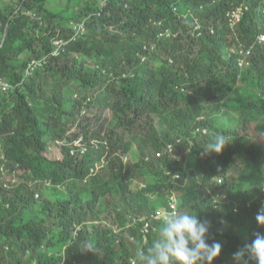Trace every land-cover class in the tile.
Here are the masks:
<instances>
[{
  "label": "trees",
  "instance_id": "1",
  "mask_svg": "<svg viewBox=\"0 0 264 264\" xmlns=\"http://www.w3.org/2000/svg\"><path fill=\"white\" fill-rule=\"evenodd\" d=\"M263 30L264 0H0V264H139L173 192L231 264L264 233Z\"/></svg>",
  "mask_w": 264,
  "mask_h": 264
},
{
  "label": "clouds",
  "instance_id": "2",
  "mask_svg": "<svg viewBox=\"0 0 264 264\" xmlns=\"http://www.w3.org/2000/svg\"><path fill=\"white\" fill-rule=\"evenodd\" d=\"M108 1L101 0L102 5L105 7ZM165 34L175 35L170 29H166ZM78 140L81 144H77ZM227 143L223 135H217L204 151L220 153ZM75 146L82 153L87 150L83 136L75 140ZM95 166L100 167L98 163ZM255 219L264 226V204L260 205ZM212 228L213 223L208 218L191 215L187 211L172 213L163 222L160 238L151 247L138 250L139 264H214L224 245L212 238ZM231 264H264V233L257 232L251 242L238 246L231 253Z\"/></svg>",
  "mask_w": 264,
  "mask_h": 264
},
{
  "label": "built area",
  "instance_id": "3",
  "mask_svg": "<svg viewBox=\"0 0 264 264\" xmlns=\"http://www.w3.org/2000/svg\"><path fill=\"white\" fill-rule=\"evenodd\" d=\"M229 17H230V23L231 24H234L236 20H240V9L238 10H235V11H232L230 12L229 14ZM257 42L258 43H264V30L258 35V38H257ZM63 43L62 41H56V44H61ZM239 52L246 56L247 54L250 53V49L248 50H245L244 48H240L239 49ZM245 62V58L242 57L240 58L239 60V64L240 65H243ZM40 64V61H33V63L31 64V66L34 68L35 66L39 65ZM3 85V87H6L8 84L7 83H4L2 80H0V87ZM199 131H202L203 133H206L207 130L204 128V129H197ZM77 144H81V142L78 140L77 141ZM169 153L171 154H174V152L176 151L175 149V146L174 144H168V147L166 149ZM188 152V151H187ZM162 155V152L161 153H158V156H161ZM175 178H179L180 175L179 174H176L174 176ZM218 180V183H222V179H217ZM226 195H219L218 197H216V201H218V198L221 199V198H225ZM250 204V203H248ZM235 211H238V208L236 207L235 208ZM172 213H179V205H178V196L175 192L171 193L170 196H169V208H163L161 209L158 214L156 215H152L151 219H159V218H162L165 220V218L169 215H171ZM151 219H147V218H143V220H145V224H144V227L142 229V232L144 234V237L145 239L147 238V235L148 233L150 232V229H151Z\"/></svg>",
  "mask_w": 264,
  "mask_h": 264
},
{
  "label": "rangeland",
  "instance_id": "4",
  "mask_svg": "<svg viewBox=\"0 0 264 264\" xmlns=\"http://www.w3.org/2000/svg\"><path fill=\"white\" fill-rule=\"evenodd\" d=\"M165 56L167 57V55H165ZM162 59H163V54L160 55V58L158 60H156L155 63L160 64L162 62ZM253 125L254 126L249 130V136L254 142L262 143L264 141V138H263L262 134L260 132H258L255 128V127H257L258 122H255ZM95 143H96V141H95ZM60 149L61 148L59 145L53 144V145H51L50 152L54 154L53 156H57V155H60ZM55 154H57V155H55ZM125 160L128 161V158L126 157ZM130 160L131 159L129 158V161ZM134 186H136V184H134L133 187Z\"/></svg>",
  "mask_w": 264,
  "mask_h": 264
}]
</instances>
